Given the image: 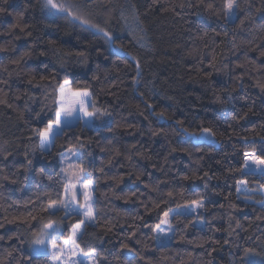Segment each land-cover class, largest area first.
<instances>
[{
	"label": "trees",
	"instance_id": "obj_1",
	"mask_svg": "<svg viewBox=\"0 0 264 264\" xmlns=\"http://www.w3.org/2000/svg\"><path fill=\"white\" fill-rule=\"evenodd\" d=\"M80 14L91 23L98 24L102 28L113 32L117 37L116 45H123L124 49L130 53V56L140 60L143 69V78L138 89L132 86V77L135 75V65L129 58L119 56L115 50L109 46L103 37L94 36L90 31H84L78 25H73L63 18L50 17L44 13L39 7V0H0V7H4L6 11L0 13V43H8L9 48L15 46V50L9 53H0V61L5 64L10 59H16L19 55L27 50L28 45L32 43L36 36L41 35L45 31L52 33V39L56 41V46L63 52H75L84 50L89 55L88 69L81 68L73 61H68V67L77 77V82H74L72 87H90L94 93V99L101 104H106L114 111L116 121L119 122L121 117L127 119L128 123L139 125L144 135L139 133H130L121 128L114 133L93 132L87 129H73L64 137L56 141V147L53 149V156L42 157L37 152L38 162L37 167L41 166V162L45 167L43 176L32 174L26 184L21 183L8 184L5 183L0 187V218L5 215L11 219L14 216L24 218L32 211V206L27 205V201L36 200V197L41 193L48 191L49 186L53 183L48 180V176H52L54 180L58 179L57 174L60 168L57 166L58 160L56 157L64 152L70 143L75 142L76 137L92 139L93 144L89 151L94 153V166L99 168L101 161L107 159V155L102 154L97 147L96 141L100 142V147H103L108 140H111L113 135L120 141L121 150L136 143L138 140L146 144L150 148L152 158L145 160L136 159V164L139 168L145 169L151 173L150 178H145L146 183H154L157 180L167 181V185H161V191L167 193L169 190L174 191L177 195L169 202L167 208L175 207L177 204H184L186 201L196 199L198 194L204 193V184L201 180H182L184 175H191L192 171L200 169L208 171L209 175L214 174V178L209 181L210 189L217 188L222 193L220 196H210L212 203H206L211 216L216 219L212 221L215 228L228 229L229 218L228 213L232 212L233 219L231 227L236 229L238 235L233 234L229 237L226 231L212 232L209 231L205 235H212L215 240L220 241V245H213L211 242L203 248L196 244L181 243L179 240L173 242L169 248L163 253L157 250L155 242L152 241V232L141 227L137 233L136 239L140 240L137 244L135 241H129L128 231L126 228L121 229L116 227L113 233H109L106 239H111L112 243H105L102 247L96 243V236L102 234L100 227H89L84 240L81 241V247L85 251L91 247H97V250L108 256L111 264H124L125 259L131 253H119V241L130 243L133 248L140 253L144 259L137 257L136 264H147L150 260L151 264H207L210 259L207 252L210 247H217L218 251L213 254V264H240L244 247H253L261 242H264V211H261L257 204L245 205L242 201L236 200L235 180L247 178L249 187H256L255 180L260 179L248 176L241 177L239 175L233 177L227 174L226 169L229 167H239L237 163L241 160L240 153L247 149L257 150L264 149V142H261V137H264V94H261L258 88L253 87L254 81L246 78V87L243 91H238L239 97L248 96L249 100L245 102L240 99L233 109L232 105H224L219 102H214V96L209 85L215 87L218 94L222 95V89L231 88L234 78L240 74L243 69L234 68L237 63L244 61L243 50L232 54L230 52L231 45L226 41L222 43V37L213 38L210 35L204 40L196 39L195 28H190L185 21L195 20V23H200L202 19H207L206 14L201 13L200 18H195L196 10H181L178 7L180 0H79ZM25 3H29L31 7L25 9ZM125 8V16L131 17L133 9L139 17L148 35L152 38V47L141 48L135 45L131 37L132 32L126 30L124 20L120 15V7ZM175 7L173 11H163L162 9H170ZM24 12L23 23L31 26L32 37H24L19 30H14L12 34H6L7 29L17 22V13ZM179 12L180 15H176ZM11 13V15L9 14ZM107 21V23H106ZM257 24L264 23V18L255 17ZM211 27H220L215 20H208ZM45 25H51L47 30ZM207 27V25H205ZM210 31V29H209ZM138 34V33H137ZM15 36H22L21 39H15ZM256 38L257 44H264L261 36L264 33L254 32L251 35L245 33V38ZM241 36L238 34L236 39L239 41ZM208 43V48H204V44ZM203 49L202 58L203 65L212 59L213 50L222 57H226L225 63L229 68L220 72L214 73L210 80L202 79L195 71L198 66V59L187 55L192 47ZM45 46H41L44 48ZM40 49H37L39 51ZM99 50V53L97 52ZM49 55L47 57L34 56L22 62L20 66L8 64V69L13 72L9 78L6 73L0 74V78L8 79L10 87L5 88L9 94V103L13 107L0 105V147L7 149L13 153L14 162H24V152L35 148V142L29 141V129L33 126L31 118L25 113L23 119L19 116V110L23 109L24 102L27 97L17 95L24 91L26 86L27 76L24 75L28 69L34 68L42 60L44 63L54 65L59 71L58 80L70 79L71 76L59 69L55 57L51 53V47L48 46ZM248 56L256 60L257 63L264 62V58L259 57L258 51H249ZM203 65H199L203 67ZM19 72L20 75L15 73ZM98 75L99 80H93V75ZM151 81V83L149 82ZM153 88L155 89L153 91ZM29 94H34L39 101H43L42 90L28 89ZM138 92H144L145 97L149 102L156 106V111L161 109L166 110L172 117V120L187 117L188 121L204 120L205 126H213L217 131V143H195L189 137L173 131L175 125L169 121L166 125H157L155 120L149 116L154 127L165 128L167 136L151 138L147 132L148 121L144 120L139 115V111L144 110V104L138 95ZM172 97V99H168ZM255 101L254 111L256 115H249L245 120H238L237 117L248 111V105ZM48 103V101H43ZM139 105V109L136 108ZM32 107L39 111L40 104H33ZM227 112V119L223 114ZM145 115H148L145 111ZM209 122H211L209 124ZM231 125V127H229ZM248 137L249 143H244L242 138ZM187 149L184 151L170 152V149ZM170 153V154H169ZM191 153V155H189ZM233 153H236L234 156ZM164 156L168 157L167 173H161L158 170L160 164L164 163ZM13 157L9 158V162H13ZM227 157V159H226ZM199 161V164H197ZM219 161V163H217ZM156 163L157 168H152V164ZM119 166L113 167L108 171V175L119 174L128 168V162L121 160ZM107 171V168H106ZM98 172H93V177H99ZM264 183V179H261ZM121 187L124 191L135 190V186L126 183ZM140 190L144 191L140 185ZM107 191L106 182L103 179L99 180V192L97 193L99 204L98 206L106 213V218H112L114 222L120 225L132 224V218L137 214L143 215L144 210L139 203H125L124 201L113 200L109 205L103 193ZM183 192V195L179 193ZM231 193L228 199L225 196ZM52 198H55L54 196ZM156 198V194H153ZM166 198V197H165ZM255 200H260L262 197L256 195ZM235 204L236 209L229 208V204ZM223 205V208H221ZM119 213V215H117ZM35 214V213H33ZM59 215H63L60 213ZM211 216L206 214V217L211 219ZM75 219L66 221L63 238H67L70 232L71 224ZM159 219L156 212H153L150 218L145 219V223L155 224ZM186 221L181 218L180 227L183 228V223ZM237 222L241 227H237ZM176 221H174V224ZM5 230L9 234L18 232L27 237V232L24 227L16 225H6L5 229H0V234ZM187 239L198 241L201 233L193 228H189L185 233ZM248 237H251L249 240ZM259 238V239H257ZM224 239H229L232 245L239 247L223 245ZM18 245V241H0V257H6L5 249H11ZM87 245V247H85ZM26 248L27 245H24ZM107 250V251H105ZM188 253H192L191 257ZM117 254L121 255L119 262L113 260ZM25 255L27 253L25 252ZM20 253H14L13 257L6 258L5 264H16ZM166 256L167 259L161 261V258ZM49 258L33 259L31 264H49ZM257 264L264 257L257 256L254 258Z\"/></svg>",
	"mask_w": 264,
	"mask_h": 264
},
{
	"label": "snow or ice",
	"instance_id": "obj_2",
	"mask_svg": "<svg viewBox=\"0 0 264 264\" xmlns=\"http://www.w3.org/2000/svg\"><path fill=\"white\" fill-rule=\"evenodd\" d=\"M3 2H6V0H3ZM29 7L31 5L25 3V9L27 10ZM39 7L50 17L63 18L73 25H78L84 31L92 32L94 36L103 37L119 56L131 59L135 65L132 86L134 89L139 88L144 75L140 60L130 56L123 45H116L117 37L114 36L113 32L85 19L79 11L81 7L79 0H39ZM178 7L181 10H196L193 14L195 18H200L201 13L206 14L207 19H202L200 23H195V20L185 21L190 28H195L196 39L204 40L205 37L211 35L212 42H214L215 38L222 37V43L226 41L231 45L230 52L232 54L243 50L244 61L234 65V68L243 69V71L234 78L233 86L222 89L221 95L217 93L215 87L209 85L215 98L214 102L232 105L233 109L240 99L247 102L249 100L248 96L239 97L237 95L238 91L245 89L246 78L253 80V87L258 88L260 93L264 94V62L257 63L256 60L248 56L249 51H258L259 57L264 58V44L258 45L255 36L252 39L245 38V33L249 35L254 32L264 33V23L257 24L255 22L257 16L264 18V0H180ZM162 10L175 12V7ZM5 11L4 7H0V13ZM9 14L11 15V13ZM120 15L124 20L126 30L133 33L132 42L141 48L150 49L152 38L135 14V10L133 9L131 17L125 16V8L121 6ZM176 15H180V13L177 12ZM16 16L17 22L7 29L6 34H12L14 30L18 29L24 37H32L31 26L23 23L24 12L17 13ZM208 20H215L221 30L217 31V28L211 27ZM50 27L51 25H45L46 30ZM238 34L241 36L239 41L236 39ZM21 38L22 36H15L17 40ZM261 40H264V36H261ZM11 43L12 41L0 43V53L14 51V45L9 48ZM42 45L45 47L41 48ZM48 46L51 47V53L55 57L59 69L68 73L71 78L63 79L60 82L57 68L49 63H44L42 60L36 67L28 69L24 73L27 76L26 86L24 91L20 92L16 98H27L23 109H20L18 114L21 119L24 118L25 113L31 118L33 126L29 129L30 134L27 139L35 142V148L24 152L23 163H16L14 162L13 153L0 147V187H3L5 183L16 184L19 182L24 185L32 174L43 176L45 167L42 162L41 166L37 167V152L42 157L53 156L56 141L73 129H87L97 133L104 131L114 133L116 130L123 128L130 133L144 135L139 125L128 123L124 117H121L120 121L117 122L114 111L108 105L101 104L94 99V93L90 87H72L73 83L77 82V77L69 69L68 61L71 60L81 68L91 71L88 68L89 55L84 50L63 52L56 46V41L52 39L51 32L45 31L36 36L32 43L28 45L27 50L23 51L16 59L8 60L7 64L0 61V74L6 73L10 78L13 72L9 71L8 64L20 66L22 62L34 56L37 59L47 57L49 55ZM204 48H208V43L204 44ZM37 49L40 50L37 51ZM97 52L100 54L99 50ZM202 52L203 49L194 46L187 53V55L198 59V66L195 71L202 79L210 80L214 73H220L229 68V65L225 63L226 57L220 56L214 50L212 59L207 65H203ZM199 65H203V67ZM15 74L20 75L19 72ZM92 79L98 81L99 76L94 74ZM149 82L151 83V81ZM8 87H10L8 79L0 78V105L11 108L13 105L9 103V94L5 91V88ZM28 89L42 90L43 101H48V103L39 101L34 94H29ZM138 95L144 104V110L148 113V115H145V111H139V115L148 121L147 132L151 138L167 136V133L163 126L154 127L152 121L149 120V116L155 120L157 125H166L171 121L175 125L173 131L189 137L192 142H218L216 139L217 131L214 130L213 126H205L204 120L188 121L187 117L172 120L166 110L156 111V106L148 101L144 92H138ZM168 99L171 100L172 97H168ZM37 103L40 104L39 111L32 107L33 104ZM254 105L255 101H252L248 105V111L239 115L237 119L245 120L250 114L256 115ZM136 108L139 109V105H136ZM227 116L228 113L225 112L223 117L227 119ZM242 140L244 143L254 142L249 141L248 137H243ZM261 142H264V137H261ZM96 143L99 151L107 155V159L101 161L99 168L94 166V153L89 151L93 140L76 137L75 142L70 143L66 150L56 157L58 160L57 166L60 168V172L57 174L58 179L54 180L52 176H48V180L53 182L49 186V190L38 195L35 201L29 200L26 202L27 205L32 206V211L24 218L14 216L9 219L6 215L0 218V229H5L6 225H16L18 228L24 227L28 234L27 237L18 232L9 234L7 230L0 234V241H18L17 246L12 247L10 250H4L6 257H0V264H5V259L13 257L14 253L17 252L20 253V256L16 260V264H31L33 259L49 257V264H111L108 256L98 251L97 247H91L87 251L81 247L80 242L84 240L89 227H100L102 229V234L96 236V243L100 247L105 243H112L111 239H106V237L109 233H113V229L116 227L126 228L128 231L127 239L129 241L134 240L137 244L140 243V240L136 239L139 229L141 227L147 228L152 232L151 239L161 253L177 240L189 245L196 244L200 248L210 242L213 245H220V241L215 240L212 235H205L209 231H226L229 237L233 234L238 235L236 229L231 227L232 212L228 213L230 221L228 229L215 228L212 223L216 217L211 216L206 203H212L209 199L210 196L222 195L217 188H211L209 191V181L214 178V174L209 175L208 171H203L200 174L201 170L198 168L192 171L190 176L184 175L182 180L185 181H203L204 193L198 194L196 199L188 200L182 205L177 204L174 209L167 208L161 215L162 206L167 207L177 193L169 190L165 194L161 191V185H167L166 180H157L154 183L145 182V178H150L152 174L139 168L136 159L139 157L151 160L150 148L144 142L138 140L122 151L119 146L120 141L114 135L103 147H100L99 141H96ZM175 151L187 152V149H177L175 147L170 149V152ZM233 155L235 156L236 153H233ZM240 156L242 157L241 160L237 161L239 167L227 168V174L233 177L237 175L256 177L258 175L260 179L255 180L256 187L254 188L249 187L247 178L235 180L236 200L242 201L245 205L257 204L260 206L261 211H264V183H261V179H264V149H245L240 153ZM10 157H13L11 163L9 162ZM121 160L127 161L129 167L119 174L108 175V171H111L113 167H124L120 164ZM167 162L168 157L164 156V163L160 164L159 167L156 163H153L152 168L156 169L158 167L161 173L166 174L168 170ZM197 164H199V161H197ZM93 172H98L99 177H93ZM100 179L106 182L107 191L103 195L109 205L112 204L113 200L124 201L126 204L138 202L140 207L143 208L144 214H137L133 217L130 225H120L114 222L112 218H106V213L98 206L97 193L99 192ZM126 183L135 186V190L124 191L121 186ZM140 185L143 186L144 191L140 190ZM153 194H156V198H153ZM179 195L182 196L183 192ZM256 195H260L262 199H253ZM53 196L55 198H52ZM229 196H231V193L225 196V199H228ZM221 208H223V205H221ZM229 208L236 209L237 206L230 203ZM153 212H156L159 222L155 224L145 223V219L150 218ZM60 213H63V215H59ZM206 214L211 216V219L207 218ZM181 218L186 221L183 223V228L180 227ZM258 218L264 219V217ZM73 219H75V222L71 224L68 237L63 238L65 222ZM174 221H176L175 224ZM236 226L241 227L238 222ZM189 228H193L202 234L198 241L187 239L185 233ZM248 239L250 240L251 237H248ZM24 245H27V247L25 248ZM119 245V253H131L125 259L124 264H136L137 257L144 259L130 243L119 241ZM223 245L239 247V245H232L229 239H224ZM217 251V247H210L207 252L210 258L207 264H213V254ZM25 252L27 255H25ZM191 255L192 253H188L189 257ZM257 256L264 257V242L253 247H244L240 264H257L255 259H250V257ZM166 259L167 257L163 256L161 261ZM113 260L119 262L121 255H115ZM9 264H11L10 260ZM147 264H151V261L149 260ZM259 264H264V260H261Z\"/></svg>",
	"mask_w": 264,
	"mask_h": 264
},
{
	"label": "rangeland",
	"instance_id": "obj_3",
	"mask_svg": "<svg viewBox=\"0 0 264 264\" xmlns=\"http://www.w3.org/2000/svg\"><path fill=\"white\" fill-rule=\"evenodd\" d=\"M176 207V206H175ZM175 207H172L173 209L175 208ZM255 257H250V259H254Z\"/></svg>",
	"mask_w": 264,
	"mask_h": 264
}]
</instances>
